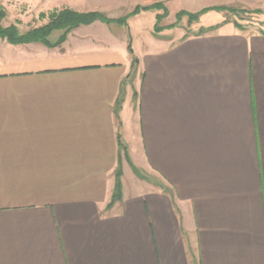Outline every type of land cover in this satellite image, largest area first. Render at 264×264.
Wrapping results in <instances>:
<instances>
[{"label":"crops","instance_id":"obj_1","mask_svg":"<svg viewBox=\"0 0 264 264\" xmlns=\"http://www.w3.org/2000/svg\"><path fill=\"white\" fill-rule=\"evenodd\" d=\"M153 3L163 19L219 5L256 19L155 34L146 10L133 37L100 20L54 46L0 37V264H264V0L0 8L117 19Z\"/></svg>","mask_w":264,"mask_h":264},{"label":"trees","instance_id":"obj_2","mask_svg":"<svg viewBox=\"0 0 264 264\" xmlns=\"http://www.w3.org/2000/svg\"><path fill=\"white\" fill-rule=\"evenodd\" d=\"M146 10L162 11L161 13H156L155 15L156 22L153 31L155 34H157L160 31H162L164 28H170L175 26L181 20L182 16H186L188 22L192 23L193 21L197 20L201 14L209 10L234 11L236 9L224 5H219V6L207 7L197 12L179 11L176 14V22L169 25H159L160 21L167 16V10L166 8H164V6L161 3H153L151 5L137 6L124 17L117 19L108 18L99 11L79 12L70 8H61V9L51 10L47 13H43V12L39 13L38 16L41 19H47V21L40 26L33 27L27 30L26 32L21 33L19 32L18 28L15 25H9L6 27L1 25V20L3 19L4 16V11L0 8V37L5 38L6 40L14 44L38 41L48 46H54L62 43L65 40L68 32H70L73 28L77 26L83 24H90L95 20H100L106 23L116 22V23L127 24V20L129 17L136 15L141 11H146ZM241 10L245 12H250L245 9H241ZM235 24L239 26V23H237V21L235 22ZM214 27L215 26L202 28L198 31V33H203L205 31L213 29ZM55 30H61V34L59 35V37L55 42H50L48 39L49 35ZM128 49L132 53L131 48L129 46ZM136 63H137V58L133 56L132 69H131L132 73L135 69L134 66Z\"/></svg>","mask_w":264,"mask_h":264},{"label":"rangeland","instance_id":"obj_3","mask_svg":"<svg viewBox=\"0 0 264 264\" xmlns=\"http://www.w3.org/2000/svg\"><path fill=\"white\" fill-rule=\"evenodd\" d=\"M240 6L232 7L233 9H236L234 11L232 10H226L223 12H210L207 13L205 16H202L199 20L193 21V23H189L186 16L181 17V22L178 23L182 24V29L186 31L187 34H194L198 32V28L203 27L207 24L215 23L221 20L222 18H228L229 20H236L238 22H241L246 25V23H250V21H253L255 16L250 14V12L242 11ZM150 11H159V10H150ZM162 11L160 10V13ZM5 13V12H4ZM6 14V13H5ZM123 17L127 13H122ZM47 19H41L39 16L34 15L30 16L27 19H15L14 15L10 13L7 17H4L3 20H1L2 26H9V25H15L19 32L23 33L27 30L37 27L45 23ZM176 22L175 14L172 13L167 19H162L160 21L159 25H164L165 23L170 22ZM154 23V16L152 13H145L140 16H136L135 18H129V22L127 24H121L122 26L119 27V24H114L111 27H119V31L121 33H126L127 36H135V35H142V32H149ZM162 23V24H161ZM177 23V24H178ZM192 24V25H191ZM59 32H54L50 38L54 39ZM137 92V91H136ZM136 92L134 93L136 95ZM134 170V169H133ZM135 171V170H134Z\"/></svg>","mask_w":264,"mask_h":264}]
</instances>
